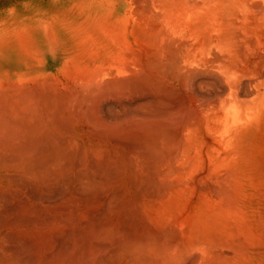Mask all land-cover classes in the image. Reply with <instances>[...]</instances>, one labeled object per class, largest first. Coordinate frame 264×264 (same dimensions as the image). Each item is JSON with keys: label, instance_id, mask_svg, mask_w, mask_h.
<instances>
[{"label": "bare ground", "instance_id": "6f19581e", "mask_svg": "<svg viewBox=\"0 0 264 264\" xmlns=\"http://www.w3.org/2000/svg\"><path fill=\"white\" fill-rule=\"evenodd\" d=\"M0 264H264V0L0 9Z\"/></svg>", "mask_w": 264, "mask_h": 264}, {"label": "rangeland", "instance_id": "374dc122", "mask_svg": "<svg viewBox=\"0 0 264 264\" xmlns=\"http://www.w3.org/2000/svg\"><path fill=\"white\" fill-rule=\"evenodd\" d=\"M20 0H0V9H3L5 7H8L12 5L15 2H18Z\"/></svg>", "mask_w": 264, "mask_h": 264}]
</instances>
